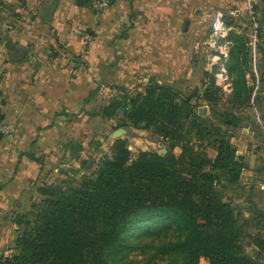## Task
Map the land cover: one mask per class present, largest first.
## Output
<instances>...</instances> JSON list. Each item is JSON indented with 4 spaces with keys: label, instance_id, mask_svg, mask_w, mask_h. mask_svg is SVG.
<instances>
[{
    "label": "trees",
    "instance_id": "trees-1",
    "mask_svg": "<svg viewBox=\"0 0 264 264\" xmlns=\"http://www.w3.org/2000/svg\"><path fill=\"white\" fill-rule=\"evenodd\" d=\"M232 40L225 64L236 75V85L247 88L246 43L237 33ZM219 95L213 75L202 97L213 102ZM120 111L134 126L170 140L172 147L180 144L179 155L168 159L157 151H140L133 158L127 140L116 139L113 154H105L94 174H84L78 186L40 187V200L19 215L24 229L15 239L16 251L2 264H108V252L129 248L125 231L133 223L159 231L175 228L183 234L157 246V254L169 264H200L202 258L209 264H264L257 259L264 241L257 239L255 257L246 253L234 206L218 187L221 180L238 183L245 166V157L236 155L230 139L219 131L211 139L210 120L189 99H178L171 86L151 82L143 91L124 93L101 115ZM228 117L237 121L233 114ZM209 138L206 146L215 147L214 158L193 144Z\"/></svg>",
    "mask_w": 264,
    "mask_h": 264
},
{
    "label": "rangeland",
    "instance_id": "rangeland-1",
    "mask_svg": "<svg viewBox=\"0 0 264 264\" xmlns=\"http://www.w3.org/2000/svg\"><path fill=\"white\" fill-rule=\"evenodd\" d=\"M28 1L0 0V44L6 42L4 29L32 24L29 18L32 5L28 6ZM52 5L53 2L43 10L34 6L33 9L39 14H48ZM146 5L149 11L140 10V15L134 19L139 17L140 23L151 20L154 26H169L168 33L153 35L154 59L160 65L155 67L158 73L149 77L151 80L148 84L171 86L178 99H189L195 110L210 120L214 130L211 139L219 136L216 133L219 131L230 139L236 148V155L245 157L240 181L230 184L221 180L218 187L234 206L246 253L255 257L259 249L257 239L264 241V216L263 211L258 209L262 201L260 193L264 191L261 188L264 184V0H148ZM132 13L135 16L134 10ZM219 14L222 15L223 28L217 31L215 27ZM22 15H28V19H22ZM31 21L34 24V20ZM40 21L42 25L47 24V20ZM82 30L88 32L87 29ZM232 33L243 36L246 43L247 88L236 85V75L225 64L233 46ZM2 48L0 45V53L3 52ZM12 49L4 54L7 55ZM135 68L138 70V67ZM213 75L220 95L216 101L208 102L202 95ZM126 85L113 84L111 90H102L90 99L88 117L76 121V129L70 133L66 144L55 147L52 155L54 168L47 173L46 183L76 187L84 174H94L100 159L105 154H113L115 140L112 134L119 128L127 130L120 138L127 140L133 158L140 151H157L166 155L163 149L172 154L171 159L179 155L180 144L172 147L170 140L142 126H134L122 111L109 117L101 115L103 108L111 101L121 100L124 93L140 91L137 88L132 91L134 85L126 90L123 88ZM93 112L100 114H91ZM229 114L235 115L237 121L232 122ZM225 119L229 121L228 124L224 122ZM211 139L193 144L195 149L214 158L217 150L212 145L206 146ZM222 184L226 187H222ZM125 235L129 248L108 252V264H169L167 258L157 254V246L183 236L175 228L159 231L136 223L131 224ZM257 259L262 261L264 255ZM200 264H209V261L202 258Z\"/></svg>",
    "mask_w": 264,
    "mask_h": 264
},
{
    "label": "crops",
    "instance_id": "crops-1",
    "mask_svg": "<svg viewBox=\"0 0 264 264\" xmlns=\"http://www.w3.org/2000/svg\"><path fill=\"white\" fill-rule=\"evenodd\" d=\"M51 2L48 14L33 9L43 10ZM147 3L114 0L96 12L94 0H29V18L34 24L30 20V25L3 30L0 264L16 251L15 239L24 229L19 215L27 214L33 202L40 200L39 189L54 168L55 147L66 144L76 121L88 117L90 99L118 83H127L123 86L126 90L132 85V91L141 90L150 82L149 77L158 73L153 35L168 33L169 26L134 19L140 10L149 11ZM21 18L26 20L28 15ZM40 19L47 24L42 25ZM76 27L87 29L92 43L86 44ZM134 69L137 71L132 72ZM261 188L264 190V184ZM260 194L258 209L264 212V191Z\"/></svg>",
    "mask_w": 264,
    "mask_h": 264
},
{
    "label": "built area",
    "instance_id": "built-area-1",
    "mask_svg": "<svg viewBox=\"0 0 264 264\" xmlns=\"http://www.w3.org/2000/svg\"><path fill=\"white\" fill-rule=\"evenodd\" d=\"M111 1L112 0H97L96 6H95L97 12H101L106 7H108L110 5ZM221 19H222V15L219 14L218 19H217V23H216V27H215L217 31L221 30L223 28V22L221 21ZM74 30L77 34H79L80 36L83 37L86 44L92 43L93 36L91 33L83 31L80 27H76Z\"/></svg>",
    "mask_w": 264,
    "mask_h": 264
},
{
    "label": "water",
    "instance_id": "water-1",
    "mask_svg": "<svg viewBox=\"0 0 264 264\" xmlns=\"http://www.w3.org/2000/svg\"><path fill=\"white\" fill-rule=\"evenodd\" d=\"M113 1H114V0H112L111 3H113ZM126 131H127V130H126L125 128H119V129H117V130L112 134V139L116 140V139L120 138V137L123 135V133H125ZM2 135H3V132L0 131V136H2ZM163 151H165V153H166V157H167L168 159H171L172 154H171V153H167V150H166V149H163Z\"/></svg>",
    "mask_w": 264,
    "mask_h": 264
}]
</instances>
